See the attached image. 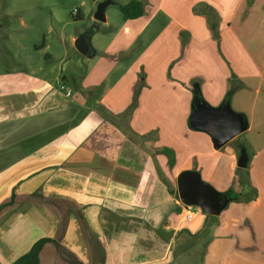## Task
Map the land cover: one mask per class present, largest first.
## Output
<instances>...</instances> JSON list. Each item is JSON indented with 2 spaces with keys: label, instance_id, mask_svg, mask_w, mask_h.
Returning a JSON list of instances; mask_svg holds the SVG:
<instances>
[{
  "label": "crops",
  "instance_id": "crops-1",
  "mask_svg": "<svg viewBox=\"0 0 264 264\" xmlns=\"http://www.w3.org/2000/svg\"><path fill=\"white\" fill-rule=\"evenodd\" d=\"M137 1L89 56L72 37L85 60L68 80L65 46L0 0V264L41 239L39 264H178L201 242L202 264H264V0ZM203 104L255 132L248 187L231 141L196 123ZM185 172L217 195L191 221Z\"/></svg>",
  "mask_w": 264,
  "mask_h": 264
},
{
  "label": "rangeland",
  "instance_id": "rangeland-1",
  "mask_svg": "<svg viewBox=\"0 0 264 264\" xmlns=\"http://www.w3.org/2000/svg\"><path fill=\"white\" fill-rule=\"evenodd\" d=\"M5 7L12 10H23V18L26 19L30 27L31 33H34L37 39H44L50 42L53 50H62V45L66 48V54L69 59L59 64V67H64L63 75L69 80V73L72 71V62L79 63L82 66V61L85 58L80 55L73 47H70L72 37L79 38L81 35L89 34V40L94 50L101 45H105L111 38L112 33L118 28L122 22V15L118 6L111 0H4ZM121 4V3H120ZM126 4V3H122ZM102 6L103 13L108 16L109 23L106 24L95 18L99 7ZM77 12H79L78 15ZM19 14V13H18ZM48 33V34H47ZM63 38L65 44L60 40ZM71 62L69 63V60ZM57 67V66H56ZM80 68H83L80 67ZM76 69V66H75ZM83 70V69H82ZM81 70V71H82ZM80 70H75L79 73ZM255 132H242L231 140L228 146H235L237 152L244 147L248 151L254 149L252 143L257 141ZM252 148V149H251ZM249 166L241 169L238 168L237 187L240 189L243 186H249ZM255 193V191L250 188ZM199 211L202 208L201 202L193 203ZM201 240V239H199ZM205 243L201 242L196 245V249L183 255L178 264H202V248ZM201 258V259H200Z\"/></svg>",
  "mask_w": 264,
  "mask_h": 264
},
{
  "label": "water",
  "instance_id": "water-1",
  "mask_svg": "<svg viewBox=\"0 0 264 264\" xmlns=\"http://www.w3.org/2000/svg\"><path fill=\"white\" fill-rule=\"evenodd\" d=\"M95 18L102 21V6L99 7ZM75 47L83 56H89L91 54L89 34L81 35L76 41ZM195 121L199 126L211 133L216 147L225 145L244 130V118L233 115L227 107L217 112L203 104L195 117ZM248 161V153L244 147H241L237 159V167L246 168ZM197 180V177L188 172L182 174L178 186L179 198L184 204H193L194 202L207 204L209 211L213 212L216 209L213 203H215L217 195L209 187L198 184Z\"/></svg>",
  "mask_w": 264,
  "mask_h": 264
},
{
  "label": "trees",
  "instance_id": "trees-1",
  "mask_svg": "<svg viewBox=\"0 0 264 264\" xmlns=\"http://www.w3.org/2000/svg\"><path fill=\"white\" fill-rule=\"evenodd\" d=\"M122 15L123 20H129V19H136L138 17H141L144 14V5L142 2L137 0H131L126 4H120L115 3ZM206 15L208 17L209 21V27L212 31V36L215 40H219V33H218V16L216 12L208 8ZM139 94V89H136L133 96V101L130 106L131 109H133L137 104V98ZM238 170V169H237ZM50 241L49 239H41L34 243V245L31 247V249L19 257L17 260L10 264H39V254L43 247V245Z\"/></svg>",
  "mask_w": 264,
  "mask_h": 264
},
{
  "label": "built area",
  "instance_id": "built-area-1",
  "mask_svg": "<svg viewBox=\"0 0 264 264\" xmlns=\"http://www.w3.org/2000/svg\"><path fill=\"white\" fill-rule=\"evenodd\" d=\"M65 88L64 86H60V90L63 91ZM66 96L70 95V92L65 93ZM182 213L184 217V221H191L193 220L197 215L200 214L199 209L194 204H186L182 207Z\"/></svg>",
  "mask_w": 264,
  "mask_h": 264
}]
</instances>
